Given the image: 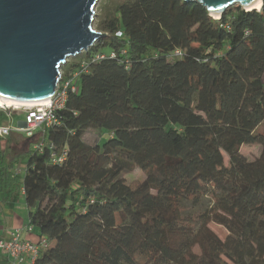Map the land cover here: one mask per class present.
I'll return each mask as SVG.
<instances>
[{"label":"trees","instance_id":"obj_1","mask_svg":"<svg viewBox=\"0 0 264 264\" xmlns=\"http://www.w3.org/2000/svg\"><path fill=\"white\" fill-rule=\"evenodd\" d=\"M261 2L214 19L196 2L123 0L98 19L105 36L62 67L88 65L41 151L22 176L0 153V193L22 188L46 244L33 264H264Z\"/></svg>","mask_w":264,"mask_h":264},{"label":"water","instance_id":"obj_2","mask_svg":"<svg viewBox=\"0 0 264 264\" xmlns=\"http://www.w3.org/2000/svg\"><path fill=\"white\" fill-rule=\"evenodd\" d=\"M210 16L232 6L259 11L258 0H184ZM97 0H0V99L17 104L50 101L68 60L105 34L93 29Z\"/></svg>","mask_w":264,"mask_h":264},{"label":"built area","instance_id":"obj_3","mask_svg":"<svg viewBox=\"0 0 264 264\" xmlns=\"http://www.w3.org/2000/svg\"><path fill=\"white\" fill-rule=\"evenodd\" d=\"M118 35H120L118 33ZM176 54H179L176 52ZM88 65L85 62L80 63L79 70L77 72H71L65 75L62 71L60 81L57 85V90L54 97L41 105L35 107H14L3 108L0 106V114L6 115L7 118L10 117L8 110H22L23 121L20 125L15 127L4 125L0 123V139H4L9 136L12 132L23 133L28 139H32L35 132L41 128H48L52 124L56 123V118L54 116V111L61 108L69 93H74L77 90V81L79 75L82 72H86ZM42 149V143L37 141L33 145V151L40 152ZM62 161V158L57 160ZM32 227H27V231H31ZM20 231L15 230L11 234L9 240L0 241V250L4 251L11 259L12 264H33L38 251L41 247H45L44 240H38L36 244L29 241L21 240Z\"/></svg>","mask_w":264,"mask_h":264},{"label":"rangeland","instance_id":"obj_4","mask_svg":"<svg viewBox=\"0 0 264 264\" xmlns=\"http://www.w3.org/2000/svg\"><path fill=\"white\" fill-rule=\"evenodd\" d=\"M123 0H97L96 7L94 9L95 16L93 19V29L96 31H99L97 29V22L100 17L105 15V13L109 12L110 14L114 10L115 6L121 3ZM103 6L107 7V10H104L102 8ZM102 8V9H101ZM62 71V68H61ZM264 79V77H263ZM10 114L9 118L4 119V124H9L12 123L13 127L17 126L18 123L23 121V113L24 111L22 110H8L7 111ZM11 120V122H10ZM264 129V124L259 127V132H262ZM13 142L10 145H7V143L0 142V148L5 149V147H8L9 153L7 156V160L5 161V167L7 166L6 164L9 162L11 158H15L19 156V159L17 162L14 163L15 165V170L20 168V164L22 167H25V164L27 163L28 156L26 153L31 150V145L30 142L26 140V137L23 133H20V135H15L12 134ZM101 136L97 134L95 131H90L84 136V141L88 144H96L97 142L100 141ZM4 140V139H3ZM240 153L245 156L248 160H253L258 154L260 153V148L257 146H243L240 149ZM144 173L141 172L138 169H135L132 173L127 174L124 176V179L128 183H136L144 178ZM159 211H167L169 209V204H160L158 205ZM210 227L214 232L218 234V236L223 239L224 236L226 235V232L219 226L211 224Z\"/></svg>","mask_w":264,"mask_h":264},{"label":"crops","instance_id":"obj_5","mask_svg":"<svg viewBox=\"0 0 264 264\" xmlns=\"http://www.w3.org/2000/svg\"><path fill=\"white\" fill-rule=\"evenodd\" d=\"M5 118H7L6 115ZM2 123L4 124V122ZM20 124L21 122L18 123V125ZM4 125L13 127L12 123L4 124ZM45 133H46L45 130L41 128L35 132V135L32 139H28L26 137V140L30 142L31 145L30 147L32 151H33V145L36 144L37 141L41 142L43 141V139H45ZM12 134L20 135V133L12 132L9 136H7V138H4V140L0 139V142L7 143V145L12 144V142L14 141L12 138ZM0 153L2 154L7 153L5 159L7 160V156L9 153L8 147H5V149L0 148ZM17 158L19 159V156L11 159H17ZM24 171H25V167H22L21 164H20V168H18L17 170H15V165H14L13 174L22 176L24 174ZM27 227H29V218H28V211L24 202L22 188L19 190L18 194L16 193L10 195L4 192L0 193V241L9 240L11 238V234L15 230H21L20 231L21 240L29 241L31 243L36 244L39 240V236H37L35 229L32 228L31 231H27ZM0 264H12L10 257L2 250H0Z\"/></svg>","mask_w":264,"mask_h":264},{"label":"bare ground","instance_id":"obj_6","mask_svg":"<svg viewBox=\"0 0 264 264\" xmlns=\"http://www.w3.org/2000/svg\"><path fill=\"white\" fill-rule=\"evenodd\" d=\"M259 5H260V0H258L254 6L256 8H259ZM212 17L215 19H219L220 15L219 14H215V15H212ZM45 102H41V103H33V104H25V103H22V104H17V103H13V102H10V101H5V100H2L0 99V106L3 107V108H11L12 106L14 107H35V106H38V105H41Z\"/></svg>","mask_w":264,"mask_h":264}]
</instances>
